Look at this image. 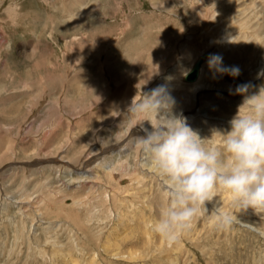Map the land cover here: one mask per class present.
Wrapping results in <instances>:
<instances>
[{
	"label": "rangeland",
	"instance_id": "obj_1",
	"mask_svg": "<svg viewBox=\"0 0 264 264\" xmlns=\"http://www.w3.org/2000/svg\"><path fill=\"white\" fill-rule=\"evenodd\" d=\"M227 36L236 37L240 51L224 50ZM36 47L43 52L33 53ZM207 47L225 67L239 66L240 77L207 64L199 83L179 80ZM263 62L264 0H0V264H94L96 251L106 264H264V210L237 206L223 189L174 242L160 243L153 233L144 243L141 213L133 216L135 227L127 224L134 200L156 220L169 203L165 178L136 146L144 126H161L166 118L131 113L133 99L141 103L163 86L175 100L173 115L180 108L206 147L222 149L217 132L230 130L244 99L237 86L249 85V95L264 86ZM208 81L219 90L197 88ZM58 158L68 164L57 167ZM43 160L53 161L27 165ZM97 162L122 177L138 176L139 183L124 187ZM70 197L84 202L69 204ZM220 213L233 219L226 230L215 227ZM113 228L119 240L108 252L135 251L137 258L101 253ZM56 245L65 256L58 258Z\"/></svg>",
	"mask_w": 264,
	"mask_h": 264
},
{
	"label": "clouds",
	"instance_id": "obj_2",
	"mask_svg": "<svg viewBox=\"0 0 264 264\" xmlns=\"http://www.w3.org/2000/svg\"><path fill=\"white\" fill-rule=\"evenodd\" d=\"M207 63L220 75L240 74L238 67H225L219 54L210 55ZM248 88L246 84L237 86L243 102L229 121L230 130L217 132L223 138L222 149L206 147L205 139L186 118L173 115L175 100L163 86L145 94L143 102L133 100L129 105L133 114L156 112L166 118L161 126H144L136 141L156 172L165 178L168 206L148 227L166 241L174 242L190 229L193 218L218 188L229 192L241 208L264 210V86L250 95ZM242 108H246L243 113ZM232 223L231 215L217 214L218 229L226 230Z\"/></svg>",
	"mask_w": 264,
	"mask_h": 264
},
{
	"label": "bare ground",
	"instance_id": "obj_3",
	"mask_svg": "<svg viewBox=\"0 0 264 264\" xmlns=\"http://www.w3.org/2000/svg\"><path fill=\"white\" fill-rule=\"evenodd\" d=\"M75 1V0H74ZM205 2V1H204ZM76 3V2H75ZM75 5V4H74ZM221 5V4H220ZM252 5H255V3H253ZM84 6V5H83ZM82 6V7H83ZM219 6V5H218ZM80 7V6H79ZM236 7V6H235ZM78 8V7H77ZM219 8V7H218ZM211 9V8H210ZM214 9V8H213ZM220 9V8H219ZM79 10V9H78ZM80 10H81V8H80ZM218 10V9H217ZM204 11V10H203ZM214 11V10H213ZM68 12V11H67ZM216 12V11H215ZM81 13V12H80ZM218 13V12H217ZM72 14V13H71ZM75 15V14H74ZM206 15H209V14H206ZM231 20V19H230ZM235 23V22H234ZM207 28H208V26H207ZM247 28V27H246ZM46 31V30H45ZM210 31V30H209ZM220 32H223V30L222 29H220L219 30ZM211 33H212V31H211ZM224 33V32H223ZM225 33H227V32H225ZM224 33V34H225ZM51 34V33H50ZM216 34V32H214V36H219V35H215ZM228 34V33H227ZM226 34V35H227ZM222 36H223V34H222ZM236 36V35H235ZM221 37V36H220ZM234 37V36H233ZM40 38V37H39ZM48 38V37H47ZM210 39H212V38H210ZM219 39V38H218ZM224 39V38H223ZM220 40H221V38H220ZM234 40H236V37L234 38V39H232V36H227V39L226 40H223V45H224V47H225V49L224 50H230V52L232 51V52H238V51H240L241 50V44L240 45H236V41L235 42H233ZM211 41V40H210ZM214 41V40H213ZM213 41H211L212 42V44H213ZM240 41V40H239ZM211 42H210V44H211ZM38 44V43H37ZM208 44H209V42H208ZM209 44V45H210ZM222 45V44H221ZM37 46V45H36ZM31 47V46H30ZM40 47V46H39ZM39 47H36L33 51V53H38V54H40L41 52H43V48L40 50V48ZM208 47H212V46H208ZM208 47H207V49H204L203 51H200V53H198L197 54V56H196V58L199 56V55H201L203 52H205V51H209V53H208V56L206 57V59H205V61L201 64V67H200V73H199V76H198V79L196 80V83H199V80L203 77L202 75H203V73H204V71L206 70V68H207V61H208V58H209V54L212 52V49L211 50H208ZM238 50V51H237ZM32 53V52H31ZM239 54V53H238ZM231 55V54H230ZM196 58H194V61L192 62V63H194L195 62V59ZM263 60V59H262ZM191 63V65H193ZM228 64L227 65H229V63H231L230 61H228L227 62ZM224 64H226V63H223V65ZM232 64H235V62H233ZM236 64H237V62H236ZM262 64H264V62L262 63ZM55 65V64H54ZM239 65H242V64H239ZM238 66V65H237ZM227 67V66H226ZM242 67V66H241ZM191 68V67H190ZM238 68H239V66H238ZM189 69V68H188ZM188 69L186 70V71H184L183 73L181 72V74L179 75L178 73V77H179V80H181V79H183V75L188 71ZM60 73V72H59ZM75 73V72H74ZM73 73V74H74ZM72 74V75H73ZM50 77V76H49ZM66 77V76H65ZM240 77V76H239ZM238 77V78H239ZM264 77V76H263ZM263 77H262V79H261V83L262 84H264V79H263ZM181 78V79H180ZM54 79V78H53ZM63 79H64V77H63ZM68 79V78H67ZM66 79V80H67ZM149 82V81H148ZM152 82V81H151ZM183 82L184 83H186L187 81H184L183 80ZM66 83V82H65ZM150 83V82H149ZM189 83H192V82H189ZM196 83H194V84H196ZM236 83V82H235ZM203 84V85H202ZM151 86V85H150ZM197 88L199 89V90H205V89H216V90H219V88L216 86L215 88H214V84L213 83H211V82H204V83H200V85H198L197 86ZM66 89V88H65ZM145 89V88H144ZM252 89V88H251ZM221 90H224V91H226L225 89H223V88H221ZM226 92H228V91H226ZM194 95H196V94H194ZM119 98V97H118ZM193 98H194V96H193ZM195 98H196V96H195ZM194 98V99H195ZM66 99V98H65ZM116 99V98H115ZM131 99H133V98H131ZM134 100V99H133ZM129 104H130V102H129ZM17 106V105H16ZM7 108V107H6ZM17 108V107H16ZM17 110V109H16ZM30 110V109H29ZM180 111H181V109L179 108V113H180ZM194 111V110H193ZM17 112V111H16ZM29 113H31V112H29ZM179 113L178 114H176V116H179ZM2 114V113H1ZM205 114V113H204ZM201 115V114H200ZM199 115V116H200ZM202 116V115H201ZM181 117V116H180ZM193 118V117H192ZM104 122V121H103ZM27 123V122H26ZM39 124V123H38ZM54 127V126H53ZM31 129V128H30ZM47 129V128H46ZM54 129V128H53ZM19 130V129H18ZM21 131V130H20ZM37 131V130H36ZM50 131V130H49ZM52 133V132H51ZM8 134V133H7ZM47 135V134H46ZM11 137V136H10ZM94 137V136H93ZM5 138V137H4ZM80 138V137H79ZM84 138V137H83ZM0 139H1V137H0ZM8 140V139H7ZM5 141V140H4ZM6 142V141H5ZM9 142V141H8ZM121 142H123V141H121ZM7 143V142H6ZM10 144H11V142H10ZM49 144V143H48ZM9 146V145H8ZM8 146H7V149L9 150V148H8ZM22 146V145H21ZM5 148V147H4ZM64 148V147H63ZM122 148V147H121ZM121 148H120V146H118L117 148L115 147V151H119V150H121ZM124 149V148H123ZM4 150V149H3ZM88 150V149H87ZM2 151V150H1ZM32 152V151H31ZM44 152V151H43ZM111 152V151H110ZM3 153H4V151H3ZM26 154V153H25ZM61 156V155H60ZM42 157V156H41ZM51 157V156H50ZM52 157H54V155L52 156ZM51 157V158H52ZM62 157V156H61ZM26 160V159H25ZM55 161H56V163H57V161H58V164H56L57 165V167H59V166H64L67 162L65 161V160H61L60 158H58V159H54ZM53 160H51V161H48V160H43V161H37V162H30V164H27L28 166H32V165H38V164H45V163H51ZM73 161H74V159H73ZM118 161V160H117ZM18 162V161H17ZM74 162H76V161H74ZM78 162V161H77ZM108 162V161H107ZM106 162V163H107ZM9 163H12L11 161L9 162ZM24 163V162H23ZM22 163V164H23ZM70 163V162H69ZM5 164V163H4ZM14 164H15V162H14ZM17 164V163H16ZM68 164V163H67ZM91 164V163H90ZM89 164V165H90ZM97 165H99V167H100V164L101 163H99V162H97L96 163ZM51 165V164H50ZM70 165V164H69ZM76 165H77V163H76ZM76 165H74L75 167H76ZM16 166V165H15ZM35 166V167H36ZM71 166V165H70ZM13 167V166H12ZM19 167H23V166H21V165H19ZM39 167H41V166H39ZM74 167V169H77V173H82V174H85V173H87V172H90L87 168L85 169V168H79V167H77V168H75ZM101 168L103 169V170H107V171H110V174H111V176H112V174L117 178V181H119L120 179H122L121 181H119V184L120 185H122V186H124V187H129L130 185H131V182L133 181V184L131 185L132 187L131 188H135V185H137L138 183H139V181H138V176L137 177H122V175H123V172H120V171H118L117 169H115V168H112L111 167V165L110 164H104L103 165V163L101 164ZM23 169V168H22ZM32 169V168H31ZM35 169V168H34ZM94 169H96V168H94ZM93 169V170H94ZM24 172V171H23ZM22 173V172H21ZM95 175L98 173V171L97 170H94V172H93ZM90 174H92L91 172H90ZM18 175V174H17ZM134 175V174H133ZM16 176V175H15ZM112 178H113V176H112ZM1 180V179H0ZM4 180V179H3ZM28 180V179H27ZM26 180V181H27ZM23 182H24V179H23V181H22V184H23ZM135 184V185H134ZM106 187H107V185H106ZM4 189V188H3ZM137 189H139V190H137V192L134 194L135 195V198L136 197H138L139 196V193L138 192H140L141 190V188H139V186L137 187ZM53 190H55V189H53ZM49 191H50V189H49ZM57 191V190H56ZM55 191V192H56ZM62 191V190H61ZM61 191H59V192H61ZM135 191V190H134ZM100 192V191H99ZM28 193H30V192H28ZM64 193V192H63ZM141 193V192H140ZM44 194V193H43ZM47 194H49V193H47ZM53 194H55V195H57L56 193H53ZM27 195V194H26ZM50 195H51V193H50ZM59 195H60V193H59ZM108 194L106 193L105 194V196H107ZM32 196V195H31ZM44 196V195H43ZM45 196H47V197H49L48 195H45ZM61 196V195H60ZM94 196V195H93ZM122 196V195H121ZM130 196V195H129ZM103 197H104V195H103ZM132 197H133V195H132ZM57 198H59V197H57ZM88 198V197H87ZM127 198V197H126ZM63 199H65V198H63ZM69 199V198H68ZM137 199V198H136ZM1 200V199H0ZM44 200H46V199H44ZM1 202V201H0ZM38 202V201H37ZM62 202V201H61ZM84 202V200H82V199H80V200H78L77 198H75V197H70V202H69V204H72V205H77V204H79V203H83ZM121 202V201H120ZM134 202L136 203L135 205L136 206H138V207H136L134 204H133V208H134V211L132 212V217L131 218H129V222L127 223L128 225H129V227H135V222L136 221H134L133 220V216L135 215V214H139V213H141V218H140V224H141V226L140 227H142L143 228V232H142V235H143V237H141V239L143 240V242L145 243V242H147V240H150V242L153 240V238H154V235H153V232L152 231H150L149 230V227H148V225L150 224V223H152V222H154V221H156V219L154 218V216H152L151 217V219H150V215H147L145 212H144V208H143V206H141V205H137V204H142V202H140V203H137L136 202V200H134ZM23 204V203H22ZM52 204V203H51ZM25 205V204H24ZM49 205H50V203H49ZM54 205V204H53ZM1 209V208H0ZM98 210V209H97ZM145 213V215L144 214H142L143 212ZM149 210H151V209H149ZM2 211V210H1ZM38 211V210H37ZM123 211V210H122ZM131 212V211H130ZM130 212H128L127 213V216L128 217H130ZM150 212V211H149ZM22 213V212H21ZM103 213V212H102ZM120 214V213H119ZM23 215V214H22ZM27 216V215H26ZM139 216V215H138ZM25 218V217H24ZM27 218V217H26ZM99 221V220H98ZM134 221V222H133ZM0 223H1V218H0ZM45 225V224H44ZM50 225V224H49ZM138 226V227H139ZM114 227H116V228H120L121 226H120V224H119V222H118V224L117 223H114ZM137 227V226H136ZM123 229V228H122ZM109 230V229H108ZM49 231V230H48ZM78 231V230H77ZM126 231H127V229H126ZM106 234V233H105ZM120 234V233H119ZM123 234H125V233H123ZM138 234V233H137ZM135 234L134 233H132V236H134ZM131 236V237H132ZM119 235H118V233H116V230H115V228H113V229H110L108 232H107V235H106V237H105V240H106V243H105V245H103V247H102V249H101V253H103V254H105V255H107V258L108 259H110V260H113V259H115V260H125V259H132V258H137V255H138V253L137 252H135V251H130V252H120V253H109L108 252V250L106 249V248H108L109 246H110V244L111 243H114V241H118L119 239ZM127 238V237H126ZM145 238V239H144ZM76 239V238H75ZM138 239H140V238H138ZM159 240V242L160 243H169V241H166L165 239H163L162 237L160 238V239H158ZM54 241V240H53ZM155 241V240H154ZM115 242V243H116ZM124 242V241H123ZM75 244L77 245V242H75ZM74 244V245H75ZM112 246V245H111ZM56 247H57V253L59 254L58 255V258H59V256L61 257L62 255L63 256H65L66 255V252H63V250L61 249V246L60 245H56ZM93 247V246H92ZM145 247V246H144ZM179 247H180V245H179ZM30 248V247H29ZM39 249V248H38ZM56 249V248H55ZM77 249V248H76ZM44 250V249H43ZM42 249H41V251H43ZM84 250V249H83ZM96 250V249H95ZM117 250V249H116ZM53 252V256L55 255V253H54V251H52ZM49 253V252H48ZM68 253V252H67ZM83 253V252H82ZM42 255H49V254H47V252H45V251H43V253H42ZM70 255H72V254H70ZM101 254H99L97 251L96 252H93L92 253V255H91V261L94 263V264H106V263H104V262H102L101 260H100V258H99V256H100ZM50 257H48V259L51 261L52 260V257H51V254L49 255ZM66 258V257H65ZM53 261V260H52ZM125 261H127L128 262V260H125ZM141 262V261H140ZM139 262V264H141ZM55 263V262H54ZM58 264V263H57ZM68 264H77V262L74 260V259H70V261H69V263Z\"/></svg>",
	"mask_w": 264,
	"mask_h": 264
},
{
	"label": "water",
	"instance_id": "obj_4",
	"mask_svg": "<svg viewBox=\"0 0 264 264\" xmlns=\"http://www.w3.org/2000/svg\"><path fill=\"white\" fill-rule=\"evenodd\" d=\"M208 53L209 51H205L196 58L190 70L186 72L187 73L186 75L184 74V77H183L184 81L193 82L197 80L199 73H200L201 64L205 61L206 57L208 56Z\"/></svg>",
	"mask_w": 264,
	"mask_h": 264
}]
</instances>
